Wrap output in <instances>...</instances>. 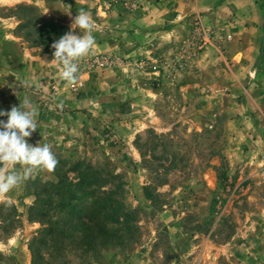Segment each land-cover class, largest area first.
<instances>
[{"label": "rangeland", "instance_id": "1", "mask_svg": "<svg viewBox=\"0 0 264 264\" xmlns=\"http://www.w3.org/2000/svg\"><path fill=\"white\" fill-rule=\"evenodd\" d=\"M81 10L95 44L69 83L51 45L83 34ZM2 17L25 56L2 62L0 109L27 98L26 139L58 164L0 194V264H264V0H0ZM82 179L136 210V242L80 241Z\"/></svg>", "mask_w": 264, "mask_h": 264}, {"label": "clouds", "instance_id": "2", "mask_svg": "<svg viewBox=\"0 0 264 264\" xmlns=\"http://www.w3.org/2000/svg\"><path fill=\"white\" fill-rule=\"evenodd\" d=\"M82 35L70 30L52 43L53 59L60 66V78L72 83L76 80L79 66L76 61L86 55L95 44L94 24L91 16L81 10L74 18ZM0 194H7L28 181L34 172H53L58 160L48 143L35 145L26 138L37 129V108L25 98L10 111L0 109ZM19 166V167H17Z\"/></svg>", "mask_w": 264, "mask_h": 264}, {"label": "trees", "instance_id": "3", "mask_svg": "<svg viewBox=\"0 0 264 264\" xmlns=\"http://www.w3.org/2000/svg\"><path fill=\"white\" fill-rule=\"evenodd\" d=\"M85 176V175H84ZM82 178L85 179V177ZM61 181V180H60ZM63 180L62 182H64ZM59 183V181H58ZM92 183L90 181H83V179L77 183L72 184L68 182L67 187L68 190L65 192L66 197L68 198L69 203L67 205L74 206V200L80 201L81 204L86 205L84 209L83 218H81V224L83 230L87 229L80 236V241H82L85 245H87V249L98 246V249L105 247L108 244L115 245H124V243H134L138 239V226L136 225V220L131 222L129 216L132 217L136 210H127L124 208V205L121 201L112 202L109 197L106 196H94L87 197L90 195V192H94V190H89L83 188L84 186L90 187ZM122 183L117 185V188H121ZM78 191H82L77 195ZM112 192V191H110ZM64 194L62 196H65ZM78 196V197H77ZM66 199V198H65ZM119 216H122V219H118ZM116 219L115 221L120 225L122 224L126 230L121 231L118 228L116 229L113 226H108V219ZM44 231L50 233L53 230L52 225H48L43 228ZM62 231V229H61ZM82 239V240H81ZM97 249V250H98Z\"/></svg>", "mask_w": 264, "mask_h": 264}, {"label": "crops", "instance_id": "4", "mask_svg": "<svg viewBox=\"0 0 264 264\" xmlns=\"http://www.w3.org/2000/svg\"><path fill=\"white\" fill-rule=\"evenodd\" d=\"M23 1H26V2H29V3H37L38 0H23ZM254 2V1H253ZM254 5H256V3L254 2ZM230 7V6H229ZM49 10L48 8H45V11L46 13H49ZM233 11V9H232ZM228 12H231L228 10ZM3 22H0V28H4L6 27V24L9 22V19L8 18H0V21ZM7 20V21H6ZM9 43H11V46L14 47V50H13V54H11L9 51H4L3 48L0 47V72H4L6 73V64L5 62L7 61V63L10 61V59H14V57H22V56H25V53L24 52H21V50L19 48L16 47V42L14 40V37L12 36V33H8V31L4 28L2 30H0V44H4V46L8 47ZM7 44V45H6ZM18 46H20V44L18 43ZM12 49V48H11ZM21 59V58H20ZM5 64H3V63ZM13 72H16L17 70L13 69L12 70ZM232 245H230L231 247ZM228 247V249L230 248ZM233 250H235V248H231V251L232 252ZM254 251L255 248H253ZM255 260H258L256 257H254ZM259 263V262H258Z\"/></svg>", "mask_w": 264, "mask_h": 264}]
</instances>
